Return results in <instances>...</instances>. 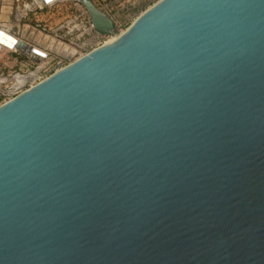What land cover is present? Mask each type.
Wrapping results in <instances>:
<instances>
[{
  "label": "water",
  "instance_id": "95a60500",
  "mask_svg": "<svg viewBox=\"0 0 264 264\" xmlns=\"http://www.w3.org/2000/svg\"><path fill=\"white\" fill-rule=\"evenodd\" d=\"M76 1L115 40L0 104V264H264V0Z\"/></svg>",
  "mask_w": 264,
  "mask_h": 264
},
{
  "label": "rangeland",
  "instance_id": "374dc122",
  "mask_svg": "<svg viewBox=\"0 0 264 264\" xmlns=\"http://www.w3.org/2000/svg\"><path fill=\"white\" fill-rule=\"evenodd\" d=\"M6 1L8 2V0H0V16L2 15V11H5V9L3 8H7L8 6L9 8H12V19L9 21L0 19V27L9 26V29L14 36H17L24 42H30V45L43 50L44 52H46V55L38 58L39 62H35L34 60L30 59V57L27 56L24 52H22V50L26 52L25 47H22L21 50H17L15 52H3L1 53L2 55L0 61V77L12 78L17 74L26 75L30 74L31 72H35L38 67L40 68L39 72L41 71V69L51 67L50 64L52 63V60L54 58L55 60H58L57 57L63 51L60 50L57 45H53V43L52 45H50V39H45V36H50L53 39H56L64 44L66 43V41L80 43L77 40V36L82 34L83 29H75L74 26L76 24L89 26L85 22L84 18H88V16L90 15L89 13L84 12L86 10L84 5L76 0L56 1L53 4H47L43 6H40L37 1L35 2V0H10L13 2L11 6H9L10 4L8 5ZM92 1L99 9H102L104 12L113 17V19H115L119 32H124L142 12H144L147 8H149L159 0ZM19 14H21L22 17L18 20L17 15ZM32 29L36 30H34V35L30 34ZM89 38L90 36L86 35L84 40H88ZM106 39L107 36H104V38L102 37L95 43L98 44L101 41L104 42L106 41ZM50 47L52 48V50ZM16 59L18 60V62ZM14 60L16 64L13 63ZM67 63H69V61ZM55 66L56 65H54V67ZM11 80L13 79H9V82L5 83L1 87V90H4L5 92L0 91V104L4 103L6 99L9 100L12 97V95L10 96V94L6 97L5 95H3V93L8 95L11 88H13L14 83Z\"/></svg>",
  "mask_w": 264,
  "mask_h": 264
},
{
  "label": "bare ground",
  "instance_id": "6f19581e",
  "mask_svg": "<svg viewBox=\"0 0 264 264\" xmlns=\"http://www.w3.org/2000/svg\"><path fill=\"white\" fill-rule=\"evenodd\" d=\"M37 1V3L40 5V6H43V5H47V4H53V3H55L56 1H65V0H54V1H52V2H49V3H47V2H45V0H35V2ZM7 2V1H6ZM8 5L9 6H11V4L13 3L12 1H10V0H8ZM6 3V4H7ZM5 6V5H4ZM3 9H5V11H2V15L0 16V19H2V20H5V21H9V20H11L12 19V8H9L8 6H7V8H3ZM8 9V10H7ZM87 10V9H86ZM84 11L85 13H88V10L87 11ZM8 12V13H7ZM21 13V12H20ZM26 13V12H25ZM86 15V14H85ZM21 17H22V15L21 14H19V15H17V19L19 20V19H21ZM84 20H86V18H84ZM77 21V20H76ZM70 24H73V23H70ZM81 24V23H80ZM87 25H89V26H86V25H75L74 26V28L75 29H77V28H82L83 29V32H82V34L81 35H79V36H77V40L80 42V43H75V42H69V41H66V43L65 44H68V45H65L64 43H62V42H60V41H58V40H56V39H53L52 37H50V36H48V37H46L45 36V39L46 38H48V40L50 39V42H51V44L50 45H52V43H53V45H57L58 46V48L60 49V50H62L63 52L62 53H58L59 54V56H62V54L63 55H68L69 57L70 56H72L73 54L75 55V52H79V50L82 48L81 46H82V43L84 42H86L87 40H84V38H85V36L86 35H89L90 37H91V31H92V29H93V26L91 25V21H89V23L87 24ZM91 25V26H90ZM29 27V26H28ZM10 27L9 26H6V27H0V30H2V37L0 38V53H3V52H7V51H17V50H21L22 49V47L24 48H26V51L28 50V52L29 51H31V49H34L35 51H37L38 53H42V57L43 56H45L46 55V52H44L43 50H41V49H39L38 47H34V46H32V45H30V42L28 43V42H24L23 40H21V39H19L17 36H14L12 33H11V30L9 29ZM31 28V27H30ZM29 29V28H28ZM30 30V29H29ZM35 29H32V31H31V35H34L35 34V31H34ZM74 31V30H73ZM72 31V32H73ZM82 31V30H81ZM39 32V31H38ZM125 32V31H124ZM124 32H121V33H124ZM43 35V34H42ZM10 38V39H13L14 41H17V44H15L14 45V43H12L11 42V40L10 39H7V38ZM42 37V36H41ZM111 37V38H110ZM33 38V37H32ZM35 39V38H34ZM43 40V39H42ZM115 40V38H113L112 36H108L107 37V39H106V41H104L102 44H106V43H110V42H112V41H114ZM49 42V43H50ZM44 43V42H43ZM46 43V42H45ZM42 44V43H41ZM49 45V44H48ZM97 45H100V44H97ZM55 47V46H54ZM51 48V47H50ZM58 48H56V49H58ZM74 48V49H73ZM51 50H52V48H51ZM29 54H30V52H29ZM80 54H82V52L80 53ZM80 54H77V55H80ZM2 55V54H1ZM1 55H0V58H1ZM76 55V56H77ZM36 58L38 57V58H41V56L40 55H34ZM80 56H77L76 58H75V60L77 59V58H79ZM39 70H40V68L38 67L37 68V70L35 71V72H31L30 74H26V75H23V74H17L16 76H14V77H12V78H4V77H0V91L1 92H5L4 90H1V87H2V85H4L5 83H7V82H9V79H13V80H11L14 84H13V88H11V90H10V93H8V95H6V96H9V94H10V96L13 94V93H15V92H18L23 86H22V83L26 80V79H28L29 77H32V75H36L35 77H40L41 78V75H39ZM42 70V69H41ZM29 72V71H28ZM39 78V79H40ZM43 79V78H42ZM4 94V93H3ZM5 101H7V99L5 100Z\"/></svg>",
  "mask_w": 264,
  "mask_h": 264
},
{
  "label": "built area",
  "instance_id": "2783aa9c",
  "mask_svg": "<svg viewBox=\"0 0 264 264\" xmlns=\"http://www.w3.org/2000/svg\"><path fill=\"white\" fill-rule=\"evenodd\" d=\"M89 21H91V23H92V20H91V17L90 16H88V18H86V20H85V22L88 24L89 23ZM93 26V25H92ZM104 38V36H102V35H97L96 34V32H95V30H94V28L92 29V31H91V37L84 43H82V48L79 50V52L77 51V52H75V55L73 54L72 56H68V55H62V56H58L57 57V59L58 60H55V58L52 60V63L50 64V66L51 67H48V68H46V69H42L40 72H39V74L41 75V78L40 79H42V78H45V77H47L48 75H50V74H52L53 72H55L56 70H58L59 68H61V67H63V66H65L66 64H68L67 62L69 61V63H70V61H72V60H75V58L77 57V56H82V55H84L86 52H88L89 50H91L92 48H94V47H96V46H98V45H96L97 43H95L97 40H99V39H101V38ZM108 37V36H107ZM93 43V44H92ZM94 43H95V45H94ZM103 42L101 41L100 43H98V44H102ZM82 52V54H80ZM77 54H80V55H77ZM77 55V56H76ZM47 58V57H46ZM54 65H56L55 67H54ZM14 94V93H13ZM13 94H12V96H13ZM3 95H5V97H6V94H3Z\"/></svg>",
  "mask_w": 264,
  "mask_h": 264
},
{
  "label": "crops",
  "instance_id": "0c3cea01",
  "mask_svg": "<svg viewBox=\"0 0 264 264\" xmlns=\"http://www.w3.org/2000/svg\"><path fill=\"white\" fill-rule=\"evenodd\" d=\"M0 55H1V53H0ZM16 60H17V59H16ZM0 61H1V58H0ZM17 62H18V60H17ZM13 63L16 64L15 60L13 61Z\"/></svg>",
  "mask_w": 264,
  "mask_h": 264
}]
</instances>
